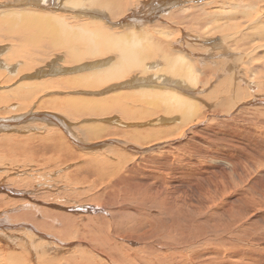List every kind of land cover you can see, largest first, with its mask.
Here are the masks:
<instances>
[{"label": "rangeland", "instance_id": "rangeland-1", "mask_svg": "<svg viewBox=\"0 0 264 264\" xmlns=\"http://www.w3.org/2000/svg\"><path fill=\"white\" fill-rule=\"evenodd\" d=\"M229 1L236 5L248 2L247 6L256 7L255 13L259 9L258 3L262 2L264 6L263 0H188L180 6L186 8L182 14L189 16L204 11V15L210 18L212 12H217L220 14L213 17H218V21L208 20L198 26L192 22L187 28L184 20L177 19L179 25L174 24L175 21L172 25L165 23L168 29L151 27L153 35L150 39L165 42L169 40L170 36L167 38L166 35L171 30L181 32L184 28L187 33L201 35V40L213 39V26L225 24L231 16L229 12L224 15L219 12L227 7ZM192 3L200 4L201 8L188 7ZM8 6L10 4L3 7ZM13 6L46 11L44 5L12 3L10 7ZM82 9L87 14L81 17L73 14L78 18L91 19L92 9ZM47 10L58 9L54 6ZM115 31L129 32L125 28ZM254 37L250 36L251 39ZM194 38H188L187 46L180 47L187 56L193 51L188 44L201 45L200 39L197 41ZM17 43L18 38L6 40L0 36V47H9L7 52ZM261 51L264 54V49ZM7 52L0 54V60L7 66H0V86L4 85L0 91L3 93L5 89L30 82L40 83L43 88L34 92L33 102L30 103L34 105L27 110L19 111L21 101L14 99L17 98L14 94L10 98L12 101L0 105V118L5 120L0 129V264H264V116L252 109L257 105L254 101L252 107H240L233 119L228 115L223 117H227L224 121L212 124L210 119L202 116L204 121L184 138H179L181 131H178L169 137L175 139L171 143L169 138L162 141L156 139L142 146V136L136 133L157 128L155 133L159 134L162 128L168 129L177 124L182 128L186 125L182 113L179 112L178 116L182 122L179 120L167 127L145 124L153 121L156 114L151 118L130 120L118 111L101 115L87 112L68 115L66 111L75 108L66 111L40 108L39 103L50 98L107 99L119 92L130 93L134 87L126 88L132 85L128 83L123 89L114 88L106 93L103 90L107 85L99 88L60 87L61 80L74 79L78 75L77 79L81 80L100 68L91 71H50V59L58 54L49 50L31 65L24 57L20 58L22 64L10 71L8 66L19 62L5 58ZM27 52L28 49H25L24 53ZM197 55L200 56L198 52ZM232 55H212V59L223 60V65L216 67L226 69L230 82L231 79L234 81L232 67L229 66ZM96 60L89 57L85 63L99 64ZM60 61L59 65L65 68L76 65ZM110 65L112 63L106 67ZM204 67L201 66L202 69ZM193 68L200 72L197 66ZM55 69H58L56 65ZM43 75L45 77L38 78ZM133 75L136 80L142 78L141 71H137L122 81ZM225 76L221 72L217 84L222 86L223 96L227 98V89L232 86ZM250 76L248 81L258 83L259 79L256 81L257 78ZM246 79L239 77L237 82L245 88L248 85ZM175 80L182 84L188 81L185 78ZM199 84L204 86L202 82ZM211 87H207L205 90L208 92L201 95L203 100L208 101L212 96L210 89H217ZM262 87L260 93L263 92V95L257 99L260 105L264 104V83ZM49 88L52 91H47ZM161 88L144 87L136 91L154 93ZM101 90V95H97ZM243 95L247 96L248 92ZM123 98L120 101L130 109H146L143 102H135L128 96ZM31 109L53 112L65 119L54 121L53 118H57L51 114L53 118L46 123L39 120L22 122V130L13 123L12 117ZM203 110L200 109L198 115ZM166 116L172 120L176 114L166 113ZM110 119L117 122H106ZM63 120L70 123L67 125L70 132L64 133L59 128L57 123L61 124ZM191 124H196V121H191ZM43 126L47 128L45 131L38 130ZM97 126L100 127L98 138H86V143L83 131L87 127L96 129ZM56 129L62 135L59 137L56 134L49 141V132ZM62 136L66 143L62 142ZM83 141L88 145L96 144L95 148L84 147ZM145 147L150 150L146 151ZM98 238L104 240L99 241Z\"/></svg>", "mask_w": 264, "mask_h": 264}, {"label": "bare ground", "instance_id": "bare-ground-1", "mask_svg": "<svg viewBox=\"0 0 264 264\" xmlns=\"http://www.w3.org/2000/svg\"><path fill=\"white\" fill-rule=\"evenodd\" d=\"M183 2L186 3L188 0H0V32H3V34L0 33V36L3 37V39L6 38V40L7 38L12 39V37L19 39V43L10 47L12 49L9 52H7L9 47H0V54H5L7 52L5 58L18 60V64L8 66L10 71H13L14 68H18V66L22 64V59L20 60V58L24 57L29 65H31L33 61L40 58V56L49 50L56 51L54 54H58L53 59H50L52 61L48 64L50 71H91L93 68H100L99 70H93L92 73L84 76V79L81 80L77 79L79 75L74 79L61 80L59 82L60 87L99 88L107 85L108 87L103 90L105 93L114 88H117V90L123 89V86L128 83L132 85H128L126 88L134 87L130 93L119 92V94L113 95L107 99L92 100L87 98L86 100L78 97L67 99L50 98L48 100H42L38 105L40 108H58L62 111H66L68 108H75V110L70 112L66 111L68 115L71 113L80 114L85 112L101 115L118 111L121 112L125 118L130 120L145 119L147 117L151 118V116H155L154 114H156L154 119L152 118L153 121H149L145 124H162L167 125V127L169 124L179 120L182 122V119L178 117L179 112L182 113L183 120L186 122V125L182 128L177 124L176 126H169L168 129L162 128L163 130L159 134L155 133L158 130L157 128H150L147 132L144 130L142 134L136 133L137 136H142V141H140V143L142 142L141 145L156 139L159 141L165 140L178 131H181L179 133V138H184L189 131L194 127L196 128L199 123L204 121L201 120L202 116L210 119V123L224 121L227 117H223L228 115V118L233 119L237 116L240 107H244V105H251L252 107L253 101L257 105L252 109L260 113L261 116H264V104L260 105L258 102L260 100H257L263 95V92L260 93V91H262L261 89L264 83V54H262L263 51H261L264 49V6L262 2L257 4V8H259L257 13L254 12L256 7L247 6L248 2L236 5L234 2L230 3L229 1L227 5L228 8L226 7L223 10L217 9L216 11L220 10L219 12L223 13V15L229 12L231 16L225 24L219 25L217 23L213 26L211 30L215 31V38L207 41L205 39L201 40V35L196 36L193 33H187L186 28L182 29L181 32L179 29L177 30L179 32H176V30H171L169 33L168 30L164 31L166 34H169L166 35L167 38L170 36L169 40L167 39L168 41L164 39L165 42L156 38L150 39V37H152L151 35H153L150 29H152L151 27L153 26L168 29V26H165L166 22L172 25V22L175 21V23H173L179 25L177 19H180V21L184 20L186 22L187 28H190L192 22H194V25L198 26L208 20H211L210 22H212L213 19L217 20L218 17H213V15L220 14L212 12L213 15L208 18L204 15L206 12L202 11L201 14L192 13L195 17H193L192 14L187 16L186 14H182V12H186L185 6L180 7ZM12 3L15 5H44L46 11L26 9L23 7L16 8L15 6H13L14 8L10 6H8V8L3 7L6 4ZM54 6L58 9L57 11L47 10ZM188 7L201 8L200 4H193ZM82 8H84V10L92 9L91 19L85 16V18H78L87 14L82 12ZM231 11H233V13H230ZM73 13H76L78 17ZM69 15L71 16L69 17ZM137 18H140V21H138ZM123 28L129 32L119 33L115 31L116 29ZM139 30H141V32ZM190 34L195 37L194 39L197 41L200 39L201 45L206 47L202 48L201 45L200 47L196 43L195 46L188 44L189 47L193 48V51L192 53L189 52L187 56V54L181 51L180 47L187 46L186 40L188 41V38H193L189 36ZM251 35L255 37L251 39ZM144 36H146V38H143ZM25 49H28L27 53H24ZM202 49L203 51L199 52ZM185 51L187 52L186 49ZM197 52L200 56L197 55ZM233 52L235 54L232 55ZM109 54L111 55L106 57ZM213 54L232 55V61L229 66L232 67L231 71L234 81L231 79L230 82V78L224 67L217 69V65H223V62L221 63L223 60L220 58L212 59ZM89 57H92L94 60L98 59L96 62L100 63L93 64V62L89 63L90 61L85 63ZM60 59L61 61H66V63H75L76 65H73L71 68H65L59 65L58 61H60ZM38 61L42 62V60ZM202 62L205 63L203 64ZM108 63H112V65L106 67ZM55 65L58 69H55ZM0 66L7 67L1 60ZM193 66H197L200 72H196ZM201 66H205L204 69H202ZM153 70H155V73H152ZM137 71H141L142 73V78L140 80H136V76L133 75L134 77L131 76L132 78L122 81ZM221 72L226 74L225 80L232 86V88L229 87V89H227V98L223 96L224 92L223 90L221 91L222 86L217 84ZM251 73L252 76H250ZM47 74L50 76L49 72ZM143 75L145 76L143 77ZM164 75L171 77L168 78ZM248 76L257 78L256 81L259 79L258 89V83L248 81ZM40 77L45 76H39L38 78ZM239 77L240 79L241 77L247 78L248 85H246L245 88L238 84L237 79ZM178 78H185L188 80L187 83L189 85L187 83L182 84L179 80H175ZM112 82H115V84ZM200 82H202L204 86L200 84L197 85ZM40 85L41 84L37 82H30L18 84L12 89L11 87L8 90L5 89L3 93L0 91L2 93L0 94V105L8 103L9 100H11V96L14 94L15 97H17L14 99L21 101V106L18 108L19 111L26 108L28 109L29 106L34 105L30 104L33 102L32 98L35 96L34 92L38 89L42 91L43 87H40ZM213 86L217 89L213 91L210 89L209 91L212 96L208 101L206 99L203 100L201 95L208 92L205 89H207V87L213 88ZM0 87H4V85ZM144 87H151L154 89L163 88L156 90L154 93L148 90L137 92L139 90L137 88ZM47 91H52V88H49ZM245 92H248L247 96L243 95ZM101 93L102 90L97 92V95L100 96ZM134 93H138L137 96L133 95ZM216 94L217 99L214 97ZM124 96L125 98L128 96L135 102H143L146 109L135 110L128 108L120 101L124 99ZM255 100H257V102H255ZM15 106L16 105H14V107ZM200 109L204 110L198 115ZM166 113H175L176 116L170 120L166 116ZM51 114L57 119H54ZM51 117L54 121L65 119L63 116L54 114L53 112H39L31 109L26 113L17 114L12 117V120L15 125L22 129L24 125L22 122L39 120L38 122L46 123V121L51 120ZM17 119L20 120L17 121ZM1 120L3 119L0 118V121ZM191 121H196V124H191ZM61 122V124L57 123L61 131L63 130L64 133L70 132L67 126L70 123L68 122V124L64 120ZM106 122H117V120L110 119ZM3 125L4 123L0 122V129ZM65 125L67 127H64ZM46 129L47 128L43 126L38 130L42 132ZM96 129H94V127H87L86 131H83V134L86 136L84 139L85 142L87 141L86 138H98L100 127L97 126ZM104 129L107 130V128ZM53 131L54 132H49V139L47 138L48 136H45L49 141L52 136L56 134H58L59 137L62 135L60 130L59 133L57 129ZM64 140V136H62V142L66 143V140ZM168 140H170L171 143L175 139L169 138ZM73 141L76 142L75 140ZM80 141H82V139ZM84 141V147L95 148L96 144H91L89 142L90 145H88L85 144ZM63 143L61 144L64 146ZM145 150L149 151L150 148L145 147ZM64 151L70 153L69 150ZM165 193V196H167L168 191ZM133 194L135 195V193ZM178 196L181 198V194ZM175 198L177 197L175 196ZM117 236L118 235H116V237ZM101 240L99 239V241ZM99 243L103 245V242ZM94 250L97 251V249Z\"/></svg>", "mask_w": 264, "mask_h": 264}, {"label": "crops", "instance_id": "crops-1", "mask_svg": "<svg viewBox=\"0 0 264 264\" xmlns=\"http://www.w3.org/2000/svg\"><path fill=\"white\" fill-rule=\"evenodd\" d=\"M0 122H3V123H4V125H5V120H1ZM4 125H3V126H4Z\"/></svg>", "mask_w": 264, "mask_h": 264}, {"label": "water", "instance_id": "water-1", "mask_svg": "<svg viewBox=\"0 0 264 264\" xmlns=\"http://www.w3.org/2000/svg\"><path fill=\"white\" fill-rule=\"evenodd\" d=\"M17 5H19V4H17ZM20 5H24V4H20ZM10 6H11V4H10ZM40 8H42V7H40Z\"/></svg>", "mask_w": 264, "mask_h": 264}]
</instances>
